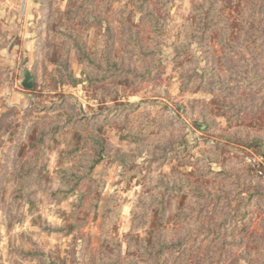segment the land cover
<instances>
[{
	"label": "rangeland",
	"instance_id": "obj_1",
	"mask_svg": "<svg viewBox=\"0 0 264 264\" xmlns=\"http://www.w3.org/2000/svg\"><path fill=\"white\" fill-rule=\"evenodd\" d=\"M0 264H264V0H0Z\"/></svg>",
	"mask_w": 264,
	"mask_h": 264
},
{
	"label": "water",
	"instance_id": "obj_2",
	"mask_svg": "<svg viewBox=\"0 0 264 264\" xmlns=\"http://www.w3.org/2000/svg\"><path fill=\"white\" fill-rule=\"evenodd\" d=\"M21 75V86L26 90L32 89L34 86V79L32 73L28 69H23Z\"/></svg>",
	"mask_w": 264,
	"mask_h": 264
}]
</instances>
